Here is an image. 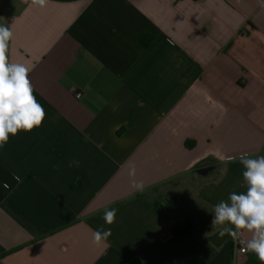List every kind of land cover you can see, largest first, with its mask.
I'll list each match as a JSON object with an SVG mask.
<instances>
[{
	"label": "crops",
	"instance_id": "0c3cea01",
	"mask_svg": "<svg viewBox=\"0 0 264 264\" xmlns=\"http://www.w3.org/2000/svg\"><path fill=\"white\" fill-rule=\"evenodd\" d=\"M0 24L46 110L0 149V264H260L210 213L264 156L258 0H0Z\"/></svg>",
	"mask_w": 264,
	"mask_h": 264
},
{
	"label": "clouds",
	"instance_id": "9594fccd",
	"mask_svg": "<svg viewBox=\"0 0 264 264\" xmlns=\"http://www.w3.org/2000/svg\"><path fill=\"white\" fill-rule=\"evenodd\" d=\"M48 0H32V4L46 6ZM264 8V0H258ZM13 32L6 24H0V149L8 143L9 137L18 132H31L42 126L46 110L34 95V88L29 80L30 68L23 63H12L9 60V42ZM102 147V144H98ZM243 166L245 191L231 192L227 200L216 203L212 211L213 228L220 226L219 236L228 235L239 240L244 251L251 252L264 264V156L250 158L243 154L239 158ZM79 166V161L69 162V166ZM128 175L132 188L143 191V181H137L136 167L131 165ZM16 179H19L16 177ZM8 188L7 183L4 184ZM117 209L105 210L103 220L112 225L116 221ZM248 238H242L244 234ZM112 235L111 229L95 230L93 243L100 245Z\"/></svg>",
	"mask_w": 264,
	"mask_h": 264
},
{
	"label": "trees",
	"instance_id": "16d2710c",
	"mask_svg": "<svg viewBox=\"0 0 264 264\" xmlns=\"http://www.w3.org/2000/svg\"><path fill=\"white\" fill-rule=\"evenodd\" d=\"M174 204L173 200H168V202H166V204H161V203H155V207L158 208V210H163V211H167L170 207H172ZM176 229L173 230V234L175 236L180 235L182 233H189L190 230L192 229L190 225L182 227L181 225H177L175 227Z\"/></svg>",
	"mask_w": 264,
	"mask_h": 264
},
{
	"label": "built area",
	"instance_id": "2783aa9c",
	"mask_svg": "<svg viewBox=\"0 0 264 264\" xmlns=\"http://www.w3.org/2000/svg\"><path fill=\"white\" fill-rule=\"evenodd\" d=\"M80 93H77L75 96L76 97H80ZM234 245L237 247V250L239 251V252H242V253H244L245 251L244 250H242L243 249V245H241L240 243H239V240H234Z\"/></svg>",
	"mask_w": 264,
	"mask_h": 264
}]
</instances>
